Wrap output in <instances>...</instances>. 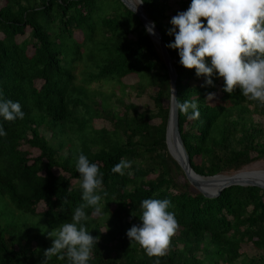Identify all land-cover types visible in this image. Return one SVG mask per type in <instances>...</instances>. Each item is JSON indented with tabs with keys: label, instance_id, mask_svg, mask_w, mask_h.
<instances>
[{
	"label": "trees",
	"instance_id": "obj_1",
	"mask_svg": "<svg viewBox=\"0 0 264 264\" xmlns=\"http://www.w3.org/2000/svg\"><path fill=\"white\" fill-rule=\"evenodd\" d=\"M190 3L143 0L166 45L174 40L171 18ZM167 49L178 99L199 108L195 119L179 112L193 169L234 174L264 160V105L239 87L225 92L215 74L206 85L179 63L177 49ZM107 82L114 83L107 91L95 86ZM0 92L25 114L0 118L7 133L0 137V198L14 213L6 220L0 211V264H67L66 257L47 261L44 250L54 239L48 233L84 203L74 160L80 152L104 174L98 208L84 209L82 223L96 238L89 264H264V189L232 185L207 197L189 182L167 144L168 67L122 0H0ZM133 96L150 102L138 105ZM121 158L132 162L123 175L111 171ZM145 198H168L177 220L160 257L126 235L141 223Z\"/></svg>",
	"mask_w": 264,
	"mask_h": 264
},
{
	"label": "clouds",
	"instance_id": "obj_2",
	"mask_svg": "<svg viewBox=\"0 0 264 264\" xmlns=\"http://www.w3.org/2000/svg\"><path fill=\"white\" fill-rule=\"evenodd\" d=\"M170 23L173 27L169 34L174 35V40L166 46L178 50L182 66L195 68L198 77H205L206 85L213 84V74L223 77L225 92L232 93L239 87L245 98L264 105V0H191L188 8L173 16ZM145 30L154 34V22L146 25ZM212 95L209 93V97ZM170 103L173 114L178 111L191 119L199 116L196 100L181 101L172 90ZM24 115L18 101L7 99L0 92V118L13 121L23 119ZM6 134L0 125V137ZM74 160L84 203L75 207L70 222L48 233L54 239L44 255L47 261L57 256L66 257L67 264H89L96 238L82 221L88 219L85 207L98 208L104 174L82 152ZM131 163L121 158L111 171L123 175ZM170 207L168 198L142 199L141 223L133 224L126 232L131 242L138 243L149 257L163 256L177 229ZM155 264H159L158 259Z\"/></svg>",
	"mask_w": 264,
	"mask_h": 264
},
{
	"label": "water",
	"instance_id": "obj_3",
	"mask_svg": "<svg viewBox=\"0 0 264 264\" xmlns=\"http://www.w3.org/2000/svg\"><path fill=\"white\" fill-rule=\"evenodd\" d=\"M132 11H134L139 18L142 20L144 25L153 24V20L149 18L143 10V2L140 3V0L135 2L134 0H122ZM140 3V4H139ZM150 34V33H149ZM152 40L157 44L163 59L166 63V66L169 70V76L171 80V93L172 90L174 95L177 97V72L173 64V60L169 54V51L166 47V44L163 39V35L157 25L154 22V34H150ZM178 98V97H177ZM174 145V150L172 149V143ZM167 144L168 148L173 155V157L179 162L182 167L187 179L189 182L199 191H201L207 197H217L219 196L223 189L232 186V185H249V186H259L264 189V179L262 178H239L238 175L246 172V170H240L234 174H216L212 176H203L198 174L193 167L191 166L190 157L185 148L179 125V112L173 114L171 111L170 103V113L167 124ZM264 174V170H259ZM216 177H223V182L219 185H216L211 190L205 189V187H211V179Z\"/></svg>",
	"mask_w": 264,
	"mask_h": 264
},
{
	"label": "rangeland",
	"instance_id": "obj_4",
	"mask_svg": "<svg viewBox=\"0 0 264 264\" xmlns=\"http://www.w3.org/2000/svg\"><path fill=\"white\" fill-rule=\"evenodd\" d=\"M134 1L137 2V0H134ZM133 79L136 80V77L133 76ZM95 86L102 87L103 90L107 91V89L111 88V86H114V83H111V86L109 85L108 82L103 84V85L96 84ZM115 87H117V85ZM132 100L138 105H141V104L146 103V102L147 103L150 102V99L147 96H143L141 98L133 96ZM96 124H97V127L102 126V123L99 120H96ZM244 170H246V171H248V170H264V160L258 161L256 163L246 167ZM7 202H8L7 199L0 198V211L4 212V217H5L6 220L10 219L14 215V213L12 212V210L10 208L11 207V203L9 202V204H8ZM8 211L10 212V214H8Z\"/></svg>",
	"mask_w": 264,
	"mask_h": 264
},
{
	"label": "bare ground",
	"instance_id": "obj_5",
	"mask_svg": "<svg viewBox=\"0 0 264 264\" xmlns=\"http://www.w3.org/2000/svg\"><path fill=\"white\" fill-rule=\"evenodd\" d=\"M172 143V142H171ZM172 149L174 150V145L172 143ZM248 171H252L249 173L243 172L241 174L238 175L239 178H262L264 179V174L259 171V170H248ZM223 177H216L215 179H211V187H205V189L211 190L212 188H214L216 185H219L220 183L223 182Z\"/></svg>",
	"mask_w": 264,
	"mask_h": 264
}]
</instances>
